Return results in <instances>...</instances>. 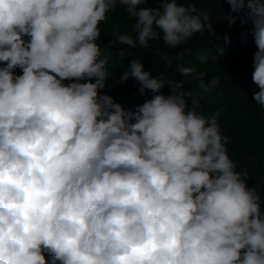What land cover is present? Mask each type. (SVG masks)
Listing matches in <instances>:
<instances>
[{"label": "clouds", "instance_id": "obj_1", "mask_svg": "<svg viewBox=\"0 0 264 264\" xmlns=\"http://www.w3.org/2000/svg\"><path fill=\"white\" fill-rule=\"evenodd\" d=\"M117 3L136 18L122 44L147 48L162 33L176 48L213 34L206 13L176 0H0V264H264L260 197L227 155L218 113H198L195 99L186 111L192 94L139 60L122 81L174 94L134 111L99 94L98 24ZM228 3L241 14L230 26H253L264 109V0Z\"/></svg>", "mask_w": 264, "mask_h": 264}, {"label": "trees", "instance_id": "obj_2", "mask_svg": "<svg viewBox=\"0 0 264 264\" xmlns=\"http://www.w3.org/2000/svg\"><path fill=\"white\" fill-rule=\"evenodd\" d=\"M176 2L206 13L213 34L209 31L195 33L176 48L165 44L162 33L159 39L149 41L147 48L139 44L136 47L122 44L116 40L119 35L135 38L133 25L136 18L127 12L126 6L117 3L114 10L106 13V19L98 24L100 36L95 42L101 48L99 58L107 60L105 68L108 72L105 87L99 90V94L112 97L125 111H134L156 94H174L167 85L158 93L145 90L144 94H140V85L135 78L122 81L121 77L125 71H130L133 60L143 63L144 70L152 77L179 84L177 91L192 94L186 98V111L193 108L192 99H195L198 113L209 117L218 113L216 118L220 133L228 138L225 145L227 155L238 172L247 173L245 184L247 188L256 190L261 211L264 212V109L253 99L254 93L260 90L252 78L254 55L258 51L253 26L251 23H241L240 19L229 25L226 17H239L241 14L231 11L228 0ZM138 7L162 8V3L161 0H146ZM201 54H207L209 59L201 62L198 59ZM0 66H5V62H0ZM180 67L192 68L193 72L181 74ZM14 72L16 75L22 74L20 68ZM72 82L76 81L66 80L63 83L67 85ZM202 84L207 86L208 91ZM44 255L46 260H50L48 253Z\"/></svg>", "mask_w": 264, "mask_h": 264}]
</instances>
